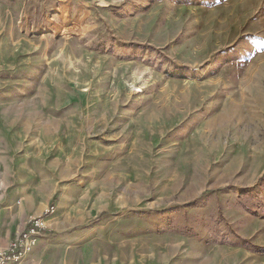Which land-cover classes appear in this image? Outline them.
Listing matches in <instances>:
<instances>
[{"label": "rangeland", "instance_id": "1", "mask_svg": "<svg viewBox=\"0 0 264 264\" xmlns=\"http://www.w3.org/2000/svg\"><path fill=\"white\" fill-rule=\"evenodd\" d=\"M34 219L32 264H264V0H0V249Z\"/></svg>", "mask_w": 264, "mask_h": 264}, {"label": "built area", "instance_id": "2", "mask_svg": "<svg viewBox=\"0 0 264 264\" xmlns=\"http://www.w3.org/2000/svg\"><path fill=\"white\" fill-rule=\"evenodd\" d=\"M51 214L46 211L45 215ZM43 230V220L34 219L22 230L6 249H0V264H22L36 246Z\"/></svg>", "mask_w": 264, "mask_h": 264}, {"label": "crops", "instance_id": "3", "mask_svg": "<svg viewBox=\"0 0 264 264\" xmlns=\"http://www.w3.org/2000/svg\"><path fill=\"white\" fill-rule=\"evenodd\" d=\"M25 227H23L18 233H20L22 230H24ZM5 245H8V243L5 242ZM34 262V255L27 256L26 259L22 262V264H32Z\"/></svg>", "mask_w": 264, "mask_h": 264}, {"label": "trees", "instance_id": "4", "mask_svg": "<svg viewBox=\"0 0 264 264\" xmlns=\"http://www.w3.org/2000/svg\"><path fill=\"white\" fill-rule=\"evenodd\" d=\"M105 217V216H104ZM101 218H103V215L99 218V219H101ZM44 233V232H43Z\"/></svg>", "mask_w": 264, "mask_h": 264}]
</instances>
